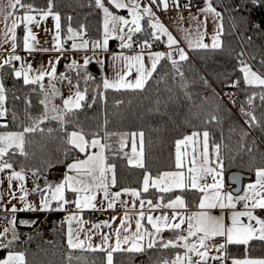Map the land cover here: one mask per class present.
Returning a JSON list of instances; mask_svg holds the SVG:
<instances>
[{
	"label": "snow or ice",
	"instance_id": "6c2138e0",
	"mask_svg": "<svg viewBox=\"0 0 264 264\" xmlns=\"http://www.w3.org/2000/svg\"><path fill=\"white\" fill-rule=\"evenodd\" d=\"M95 6L103 13L101 38L95 40L84 39L83 29L74 30L71 26L67 28V39L72 40V49L89 50L93 55L108 51L109 41L120 42L121 51L110 53L114 75L105 77L97 86V93L108 90L114 91H141L143 92L148 81L162 60L170 61L171 67L181 80L180 87L187 89L188 82L185 80L184 72L181 71L182 63L189 59L185 47H181V40L173 35L169 28L160 20L154 8L167 12L169 8L179 11L182 7L191 12L193 6L191 0L181 4L180 0H148L142 4L141 0H94ZM53 3L49 0L45 9H38L24 0H0V19H3L5 28L3 40L8 42L11 38L12 54L0 59V119L7 114L5 102L7 100V89L4 83V69L7 66L15 78L23 80L25 85H35L43 92L40 103L44 106L43 112L36 116H29L30 124L23 125L21 131L0 132V174H5L9 183V203L18 200L22 207L17 208L15 204L9 209L3 204V193H0V210L12 213L10 217H4L7 224L0 231V250L7 249L0 264H26L25 253L14 251V245L20 240L17 230L16 213L25 211H66L67 223L66 239L70 249H81L90 251H102L106 253V264H113L114 252L143 253L149 249H176L171 259L163 260L160 264H264V258H252L245 255L237 258L229 254V245L247 246L253 240L264 241V218L258 212H264V167L255 169V183L247 185L243 195L234 196L231 192L224 190L222 173L224 169L223 158L220 155V144H213L210 151V133L208 130L193 131L190 135L175 142V171H165L153 176L144 164V133L140 132H109L107 130V119L104 120L100 130L86 133L85 130L76 125L74 114L77 110L87 104L91 107L95 103V97L91 103L87 99V87L81 89L79 81L83 79L85 85L94 80L88 72V64L92 57L85 56L81 65L73 60L70 69L76 73V81L68 76H57L59 58L49 62V70L43 66L34 70L30 63L22 61V57L16 53L17 28L23 24L26 34L22 37V46L29 54L37 49L36 36L30 27L33 23L39 24L37 16L46 19L52 16L55 23L56 35L54 48L57 52H63V44L60 37V16L52 11ZM111 9L127 10V19L123 15L115 14ZM199 15H190L189 19L197 22L195 29H183V40L190 49L223 50L222 37L224 34L223 14L214 6L213 0H205L203 8L198 9ZM200 15L204 16L200 20ZM211 18L214 30L211 34L207 32V23ZM71 18L69 17V20ZM183 20L182 14L178 16ZM11 21L10 25L8 21ZM142 22L145 24L142 25ZM259 28L260 26L257 25ZM137 33H143L144 38L140 41L134 40ZM210 35V43L204 42L205 37ZM164 41L168 51L151 52L153 43ZM80 38V43L75 41ZM138 45L136 54H125L124 49L131 50ZM2 47V44H0ZM50 51L49 49H40ZM175 53V56L173 55ZM145 55L149 65L145 64ZM244 52L237 54L239 60L238 70L242 73V79L248 87H259V93H251L247 97L249 109L246 111L241 106L240 111L246 117L245 123L249 128L261 126L257 119L254 101L259 100L264 104V73L253 70L252 66L241 57ZM21 61L19 68L14 62ZM103 67L104 62L97 60ZM264 65V59L260 61ZM133 73L135 76L133 77ZM130 77H132L130 79ZM47 78L49 86L46 88L43 81ZM67 80L70 93L67 98H62L61 105L53 103L54 99L61 96L54 81ZM207 84V80L204 81ZM241 80L233 79L228 86L240 87ZM75 89V91H71ZM33 91L36 88L32 89ZM243 90V89H241ZM231 99V96H230ZM235 103V100H232ZM30 104L31 102L28 101ZM15 119V114H13ZM212 116L211 120H216ZM46 121H56L59 131L64 133L63 142L65 158L69 151H77L83 157H74L65 165L67 172L62 182L50 183L44 177L45 184L42 186L37 180L41 177L40 168L26 170L23 166L17 171L14 168L13 157L16 155L27 158L25 151L26 137L30 133L43 132L41 125ZM73 125V130L68 131L67 126ZM7 124H0V128H7ZM53 129L49 128L51 133ZM103 131V137L100 136ZM247 135V133H243ZM117 137L118 147H113L110 141ZM129 139H131V152L124 153ZM102 140L104 142H102ZM139 143V150L137 148ZM191 147V151L187 149ZM184 149L185 151H182ZM97 150V151H93ZM107 153V154H106ZM127 157L128 165L144 169V175L140 189L122 188L112 191L116 187L115 164H109V156L118 155ZM187 157V160L185 159ZM61 161H46L45 171L48 167L55 166ZM31 175L34 187H25L28 175ZM211 177V182L208 178ZM234 183H240L239 176L232 177ZM13 182H18L17 197L13 190ZM3 180L0 179V185ZM154 189V198H147L145 193ZM186 190H196L201 195L195 205L196 211H188V203L183 195ZM175 192V195H167ZM32 194L39 196V205L30 201L28 197ZM102 199L98 202L97 197ZM122 196L131 197V201L122 200ZM155 200V202H154ZM137 201L139 207H137ZM131 203V207L129 204ZM123 209L120 217H112L110 220L92 223L91 229H85V221L82 213L85 210L106 211L114 210L117 206ZM55 205V206H54ZM71 205V209L68 207ZM238 205L241 208L238 210ZM219 209L216 215L213 210ZM159 210V214H154ZM169 210V211H165ZM170 212V214H169ZM245 218L247 222H245ZM116 219L120 224L115 228L112 225ZM227 221H230L228 223ZM22 225L32 226L36 221L19 222ZM75 224V227L73 225ZM134 224V230H133ZM103 228L110 232H102ZM171 235L165 238L164 233ZM81 234L84 239H81ZM94 234H100L101 241L98 245L92 243ZM114 238V243L112 242ZM31 239V237H29ZM71 259V256L69 257Z\"/></svg>",
	"mask_w": 264,
	"mask_h": 264
},
{
	"label": "trees",
	"instance_id": "16d2710c",
	"mask_svg": "<svg viewBox=\"0 0 264 264\" xmlns=\"http://www.w3.org/2000/svg\"><path fill=\"white\" fill-rule=\"evenodd\" d=\"M38 9H45L49 0H24ZM183 5L186 0H180ZM53 13L60 16V36L65 48L72 47V40H68L67 28L83 29L84 39L95 40L101 38L103 13L95 6L94 0H52ZM192 5L205 3V0H191ZM214 6L223 14L224 34L222 37L223 50L195 49L189 53V59L181 62V71L188 82L187 89L180 87L181 80L171 67L170 61L162 60L141 91H114L97 93V86L103 77L91 71L94 77L86 85L81 79V89L87 87L88 103L95 97V103L77 110L74 114L76 125L82 127L86 133L100 130L107 119L109 132H140L144 133V164L153 176L165 171H175V142L190 135L193 131L208 130L210 133V151L212 145L220 144V155L223 158V174L226 190L234 196H239L241 185L255 180V169L264 167V104L259 97L254 101L255 115L261 126L249 128L245 123L246 117L240 111L241 106L247 111V97L251 93L262 91L259 87H248L244 84L242 73L238 70L237 54L244 52V59L253 70L264 73V0H213ZM182 9H185L182 7ZM115 14L126 11L111 9ZM127 13V12H126ZM69 17L71 18L69 20ZM145 22H142V25ZM257 25L260 27L258 28ZM24 27L20 26L17 34L20 45ZM143 33H137L133 39L140 41ZM76 43L80 42L77 38ZM117 40H111L114 46ZM91 45H89L90 47ZM133 49H139L134 45ZM154 49V48H153ZM121 50V49H120ZM128 50V49H124ZM151 50V49H150ZM4 83L7 89V116L0 124H7V128L0 131H21L23 125L30 124L29 116L36 117L43 112L44 106L41 92L35 85H25L22 78L17 79L8 67L4 69ZM57 76H68L76 81L75 71L70 66H64L57 71ZM233 79H240V87L228 86ZM207 80V84H205ZM46 88L49 80L43 81ZM61 96L54 99L56 105H61L64 91H70L67 80L54 81ZM36 88L35 91L32 89ZM243 89V90H241ZM75 91V89H71ZM231 96V99H230ZM235 100V103L232 100ZM28 101L31 103L29 104ZM15 114V119L13 118ZM216 116V120H211ZM56 121H46L41 125L43 132L30 133L26 137L25 151L27 158L16 155L13 157L14 168L18 171L21 166L26 170L41 169V177L37 180L42 186L44 177L50 183L62 182L67 172L65 165L74 157H83L77 151H69L64 156L66 145L63 142L64 133L59 131ZM51 128L53 131L48 132ZM67 130H73L69 124ZM243 133H247L244 135ZM103 137V131H100ZM117 137L113 136L110 143L118 147ZM102 142H104L102 140ZM131 139H129L124 153H130ZM107 154V153H106ZM61 161L45 171L46 161ZM109 164H115L117 184L113 191L122 188L140 189L144 169L128 165L127 157L121 153L116 157L109 156ZM239 176L240 184L231 181V176ZM28 189L34 187L32 177L26 178ZM244 189V188H243ZM155 190L145 193L147 198H154ZM239 193V194H238ZM173 192L167 195H175ZM188 211L197 210L200 193L196 190H186L183 193ZM155 202V200H154ZM71 208V205L69 206ZM17 230L20 240L15 243L13 250L25 253L26 264H106V253L70 249L66 241V213L59 211H35L16 213ZM86 217L91 214L85 212ZM10 217V216H9ZM36 221L32 226L19 222ZM171 234L165 232V238ZM31 237V239H29ZM229 254L237 258L245 255L252 258L264 257V241L253 240L249 245H232L228 247ZM7 249L0 250V259L4 258ZM176 249H149L143 253L114 252L113 264H160L161 261L171 259ZM71 256V259L69 257Z\"/></svg>",
	"mask_w": 264,
	"mask_h": 264
},
{
	"label": "crops",
	"instance_id": "0c3cea01",
	"mask_svg": "<svg viewBox=\"0 0 264 264\" xmlns=\"http://www.w3.org/2000/svg\"><path fill=\"white\" fill-rule=\"evenodd\" d=\"M141 2H142V4L146 5L148 3V0H141ZM202 4L204 5L205 3H202ZM153 10L157 13L160 20L169 28V30L173 33V35L175 37H177L179 40H181V47H185V50H186L187 54L189 55L190 51L194 50V49L188 48L187 44L184 42V40H183L184 33L182 30L183 29H195L197 27V22L190 20L189 17H190V15H199L198 10H191V12H189V10L186 8L185 9L181 8L179 11H177L176 9H173V8H169V10L167 12L161 11V10L156 9V8H154ZM118 11H126L127 12V10H118ZM126 12H124V14H119V15H123L125 17H130V16H128V14ZM180 14H182L184 17V19L182 21L178 19V16ZM203 19H204V16L200 15V20H203ZM37 20L39 21L38 25L36 23H33L30 26L32 28L33 34L36 36L37 41H38V43H36L34 45V47L37 49V51H34L32 53L40 55V58H41L40 60L35 61V66L32 67L34 70L39 69L41 66H43L46 70H49V68H50L49 62L55 61L57 58H59V63L56 65L57 71L64 66H70L73 60H76L81 65L84 63V60H82L80 58L81 52L76 51L77 49H72V47L71 48H65L63 45V48H64L63 52H57L55 50H52L54 48V44L56 43V41L54 40V37L56 35V30H55L56 21L54 20V18L52 16H48L46 19H42L40 16H37ZM8 23L10 25L11 21L9 20ZM20 26L24 27V33H23V36H24L26 34L25 26L23 24H21ZM44 26L46 27V29H48L49 26L52 27V29L50 31L43 30L41 27H44ZM19 27L16 30V34H18ZM4 28H5V23H4L3 19H0V44H2V47H0V59L6 58L10 54H12L11 38L9 37L8 42H6V43L3 40ZM213 30H214V25L211 21V18H209V21L207 23V32L209 34H211L213 32ZM164 41H166V37H163L162 40L160 41V44H161L160 49H151L148 51H151V52L165 51V52H167L168 51L167 45ZM61 42H62V40H61ZM204 42L210 43V35L205 37ZM62 44H63V42H62ZM116 44L120 45V42L117 41ZM40 49H49L50 51H41ZM120 51L121 50L114 51L113 46H111V44H109L107 52L97 53L96 55H93V52L91 51V46H90L89 50L84 51V52H86L85 56L92 57V58L96 57L97 60H102L104 62V65H103V67H101V65L99 63H97V61L91 60V62L88 64V68L91 71L100 74L103 77V79L105 77H108V78L113 77L114 70L112 67V60H111L110 53H118ZM123 51L125 52V54L132 55V54H136L139 51V49L123 50ZM75 53H76V56H75ZM78 53H79V55H78ZM15 54L20 55L22 57L23 62H24L25 58L30 55L26 50L23 49L22 41H21L20 45L18 44V39H17V47H16V53ZM173 55L175 56V53H173ZM14 63H15V66L17 68H19L21 61H17ZM149 63L150 62L148 60V57H147V55H145V64L149 65ZM134 76H135V73H133V77ZM131 78L132 77H130V79ZM65 97L66 96H64V98ZM5 107H6V104H5ZM6 116H7V114H6ZM6 116L4 118L0 119V123H1V121H3L6 118ZM137 148L139 150V143H137ZM93 151H97V150H93ZM182 151H185V150L182 149ZM187 151L190 152L191 147H189V149H187ZM130 152H131V150H130ZM185 159L187 160V157H185ZM5 174L7 175V173H5ZM4 178H5L4 182L8 183L7 178L6 177H4ZM221 178L223 180L224 190L227 192L225 176L223 173H222ZM208 180H209V182H211V177H209ZM255 180H256V177H255ZM255 180L245 184L244 189H243V193L241 195H243L244 192L246 191L247 185L250 183H255ZM17 184H18V182H17ZM25 187L28 188L27 180L25 181ZM3 188H5V186ZM3 188H0V193L4 194L3 195V204L6 205V207L9 209L12 207L13 204H15L17 208L22 207L21 203H19L18 200H12L11 203H9L10 196L9 195L5 196V192H3ZM16 195H17V197L20 195V192L18 190L16 191ZM28 199L30 201L34 202L37 206L39 205V196L37 194L30 195L28 197ZM101 199H102L101 196L97 197L98 202ZM121 199L131 201L132 198L129 196H122ZM129 207H131V203L129 204ZM137 207H139L138 201H137ZM237 207L239 210L240 209L239 205ZM165 211H169V210H165ZM25 212H29V211H25ZM43 212H45V211H43ZM59 212H65L66 216L68 214L66 211H59ZM85 212L90 213L91 218L86 217L84 215ZM97 212L102 213L103 216L106 218V220H110L114 216L115 217L122 216L123 209L120 207L119 204H117V206L114 210H106V211L85 210L82 213V215H83L84 220L89 222V223H86L84 225L86 230L91 229L92 223H97L95 216H94L95 213H97ZM4 213L8 214L9 216L12 215V213L7 212V211H4ZM213 213L216 215H219L220 210L219 209L213 210ZM154 214H159V210H157L156 213H154ZM169 214H170V212H169ZM258 214L261 216V218H264V212H258ZM120 222H121L120 219H116V221L112 225V227L115 228L117 225L120 224ZM227 222L230 223V221H227ZM245 222H247L246 218H245ZM73 227H75V224L73 225ZM133 230H134V224H133ZM66 231H67V223H66ZM101 231L107 233V232H110L111 230L107 229V228H103ZM80 238L84 239L85 237L83 234H81ZM66 241H67V239H66ZM100 241H101L100 234H94L92 243L94 245H98L100 243ZM112 242L114 243V238H113ZM229 246H232V245H229ZM85 250H87V249H85ZM229 264H230V261H229Z\"/></svg>",
	"mask_w": 264,
	"mask_h": 264
},
{
	"label": "built area",
	"instance_id": "2783aa9c",
	"mask_svg": "<svg viewBox=\"0 0 264 264\" xmlns=\"http://www.w3.org/2000/svg\"><path fill=\"white\" fill-rule=\"evenodd\" d=\"M204 7V5L203 4H196V5H193L192 7H191V10H198V9H200V8H203ZM187 9V8H186ZM138 46V45H137ZM160 49L161 48V44H160V41H158V42H154L153 43V47H152V49ZM113 50L114 51H118V50H120V45H118V44H115L114 46H113ZM41 58H40V55H37V54H34V53H32V54H30L29 56H27L26 58H25V60H24V62H26V63H30L33 67L35 66V61H37V60H40ZM239 207L241 208V205H239ZM3 214V212H2V210H0V215H2ZM95 219H96V221L97 222H102V221H105L106 220V218L103 216V214L102 213H99V212H97V213H95ZM4 225V222L3 221H1L0 220V231H2V226Z\"/></svg>",
	"mask_w": 264,
	"mask_h": 264
},
{
	"label": "rangeland",
	"instance_id": "374dc122",
	"mask_svg": "<svg viewBox=\"0 0 264 264\" xmlns=\"http://www.w3.org/2000/svg\"><path fill=\"white\" fill-rule=\"evenodd\" d=\"M127 19H131V17H126ZM43 30H47V31H50L51 29H52V27H48V29H46V27L44 26V27H41ZM111 41V40H110ZM110 41H109V44H110ZM81 42V41H80ZM80 42H78L77 44H79ZM89 49H90V47H89ZM76 51H79V52H81V54H80V58L82 59V60H84V57H85V53L86 52H84V51H87V50H83V49H77ZM78 55H79V53H78ZM75 56H76V53H75ZM92 60L93 61H97V58L96 57H93L92 58ZM33 67V66H32ZM64 91V93H63V95L64 96H66L65 98H67V96L69 95V93H70V91H68V90H63ZM71 91H73V90H71ZM53 103H55L54 101H53ZM0 132H3V131H0ZM6 174H0V179H2L3 180V184L2 185H0V188H3L4 186H5V188H3V192H5V196H8L9 194H8V189H9V183H5L4 182V177H6L5 176ZM13 190L16 192L17 190H18V184H17V182H13ZM2 212L4 213V211L2 210ZM11 216V215H10ZM7 224V222H5L4 223V225H6ZM3 225V226H4ZM2 259V258H1Z\"/></svg>",
	"mask_w": 264,
	"mask_h": 264
},
{
	"label": "water",
	"instance_id": "95a60500",
	"mask_svg": "<svg viewBox=\"0 0 264 264\" xmlns=\"http://www.w3.org/2000/svg\"><path fill=\"white\" fill-rule=\"evenodd\" d=\"M233 176H235V175H232L231 176V181H232L233 184H236V186L234 187V189H237L238 188L237 185L240 184V183H234L233 182V179H232ZM243 188H244L243 185H241V190L239 191V193H241L243 191ZM4 217H9V215L8 214H2V215H0V220L3 221V222H7L6 219H3Z\"/></svg>",
	"mask_w": 264,
	"mask_h": 264
}]
</instances>
